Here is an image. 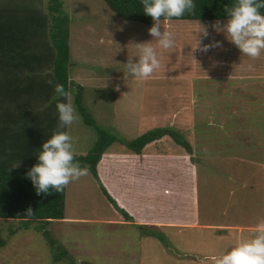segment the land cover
<instances>
[{
  "label": "rangeland",
  "instance_id": "374dc122",
  "mask_svg": "<svg viewBox=\"0 0 264 264\" xmlns=\"http://www.w3.org/2000/svg\"><path fill=\"white\" fill-rule=\"evenodd\" d=\"M61 1L70 19L73 85L68 102L75 108L74 95L80 86L85 108L110 134L130 141L151 129L169 127L192 147L189 155L165 137L136 155L114 143L102 156L101 167L115 161L110 152L123 151L126 162L135 169L139 166L144 181L151 178L150 167H160L169 184L167 193L188 189L184 178L193 171L202 221L197 219L196 226L188 229H200L202 222L218 227L200 231L201 236L184 231L166 237L152 230L157 236L149 237L135 224L138 213L129 211L137 206L136 177L131 176L129 183L115 177L118 188L133 197L132 207L126 209L132 219L127 221L113 193V198L108 195L114 203L103 194L102 188L109 190L103 169L96 176L88 170L66 185L63 222L27 225L0 219L4 241L0 264H199L203 252L217 256L235 245V234L220 245L211 229L215 234L221 228L226 235L238 232L237 243L252 238L256 226L264 222V52L257 58L242 55L225 32L215 31L216 21L162 20L161 30L174 33L175 46L162 49L154 40L160 68L145 79L130 77L125 63L137 59L133 43L150 42L148 29L154 22L146 26L122 21L103 0ZM220 22L222 27L227 20ZM200 24L207 28V38L200 33ZM198 39L201 47L213 41H220L221 47L202 52ZM68 134L74 156L85 155L97 138L79 114L68 126ZM144 156L150 160L145 165L150 171L142 166ZM43 229L49 237H44ZM54 253H62L59 262H53ZM206 264H214V259Z\"/></svg>",
  "mask_w": 264,
  "mask_h": 264
},
{
  "label": "trees",
  "instance_id": "16d2710c",
  "mask_svg": "<svg viewBox=\"0 0 264 264\" xmlns=\"http://www.w3.org/2000/svg\"><path fill=\"white\" fill-rule=\"evenodd\" d=\"M122 21L146 26L154 21L143 13L140 0H103ZM192 14L163 21H223L227 20L225 6L234 0H195ZM61 0H0V219L49 224L65 219L66 186L63 191L37 195L27 171L37 163L42 143L57 129L56 103L68 102L57 96L54 83L64 85L71 92L69 54L70 19L62 11ZM264 12V9H261ZM52 69L49 73L47 70ZM72 70V69H71ZM74 105L84 125L97 136L94 145L83 156H74L82 167L96 176L102 155L114 143L140 155L149 144L169 137L176 145L192 155V147L184 136L169 127L151 129L133 140L110 134L96 124L83 104L84 89L77 86ZM26 105V106H25ZM28 110H27V108ZM42 108V112L37 110ZM37 110L33 115L31 112ZM68 132V126L63 129ZM111 203L114 201L103 189ZM31 207L33 215L26 216ZM124 219H132L122 209ZM147 236H157L147 229ZM146 230V231H145ZM44 237H49L43 229ZM161 241V240H160ZM51 243V241H49ZM4 244L0 240V247ZM62 253H54L53 262H59Z\"/></svg>",
  "mask_w": 264,
  "mask_h": 264
},
{
  "label": "clouds",
  "instance_id": "9594fccd",
  "mask_svg": "<svg viewBox=\"0 0 264 264\" xmlns=\"http://www.w3.org/2000/svg\"><path fill=\"white\" fill-rule=\"evenodd\" d=\"M140 2L143 13L154 21L148 29L153 39L150 42L133 43L138 49V55L135 56L137 59L135 61L128 59L125 66L128 76L145 79L161 66L152 42L155 40L162 49L175 46L173 32L161 30V18L171 20L174 17H183L185 13L192 14L196 3L195 0H140ZM261 9H264V0H234L231 6L227 5L224 8L227 22L221 27V22L217 20L212 27L217 32H225L227 39L240 50L242 55L257 58L264 52V12H261ZM200 33L204 38L209 35L205 26H202ZM218 47H221L220 41H213L201 47V40L198 39L197 48L202 52L207 53L212 48ZM47 71L51 73L52 69ZM48 83L53 85L57 96L66 100L70 96L64 85L54 83L51 79ZM56 111L57 129L42 143L38 151L37 163L26 173L37 195L51 194L50 190L61 192L71 181L88 174V168L82 167L80 162L75 160L72 137L63 130L78 119L76 109L71 102L58 101ZM32 215L33 210L29 207L26 216ZM213 259L214 264H264V222L256 226L252 238L239 241Z\"/></svg>",
  "mask_w": 264,
  "mask_h": 264
},
{
  "label": "crops",
  "instance_id": "0c3cea01",
  "mask_svg": "<svg viewBox=\"0 0 264 264\" xmlns=\"http://www.w3.org/2000/svg\"><path fill=\"white\" fill-rule=\"evenodd\" d=\"M166 30V29H165ZM174 34V33H173ZM192 52V51H190ZM194 54V53H192ZM228 62V61H226ZM225 62V63H226ZM237 63V62H236ZM26 106V105H25ZM27 108V107H26ZM28 110V108H27ZM42 112V108H37ZM34 110L32 115L37 111ZM111 154L108 155L112 158L113 162H105L104 168L101 167L99 162L98 169H103L105 179L109 185L108 194L113 198V195L119 200L120 208L126 211V209L132 207L131 204L133 203V197L130 192H127L122 186L118 188L116 184L115 177L121 176L123 179H126V182L130 179L131 176H135L137 179V200L135 201L137 206L132 207L129 211L138 215H135L136 221L135 224L140 226L142 230L147 229L151 233L153 231H158L163 233L166 237H170L169 233L182 235L184 231L188 233H193L196 235L202 234V230H209V227H218L217 224L209 225L210 223H203L200 225V229L190 230L188 228H194L196 225L193 223L198 219L202 221V213L199 201V193L197 189V176L194 175L193 171L189 173V177H185L184 179L186 182L189 183L188 189L181 190H170L169 193L165 186H168L167 182H164V179L161 175L160 167H150L153 168L154 171L150 172L149 176L151 177L150 180H145L141 176L139 172V166H137V170L130 164V162H126L124 159V152H118L116 150L110 152ZM122 154V155H119ZM139 157V156H138ZM146 156L142 159V166L145 170H149V166H145L150 162V160L145 159ZM140 164V160L138 162ZM192 168L193 166L190 165ZM189 168V167H188ZM141 180V181H140ZM124 181V180H123ZM145 184V185H144ZM111 191V192H110ZM113 193V195H112ZM126 213L132 217L127 211ZM187 228V230H183L180 228ZM221 226L219 225V228ZM224 227V226H222ZM235 229H239V226H233ZM178 228V229H177ZM251 228V227H249ZM218 233H214L211 229L212 233L211 236L215 237L219 241L220 245L223 244L225 238L228 237L229 234H235V244L237 243L238 232L230 231L227 235L226 233L222 234L225 229H217ZM146 231V230H145ZM193 231V232H192ZM226 231V230H225ZM229 231V230H228ZM217 232V231H215ZM251 233V231H249ZM188 233L185 235L187 236ZM222 234V235H221ZM242 234V233H241ZM237 237V238H236ZM248 239H250L248 237ZM176 252V251H175ZM220 252V251H219ZM203 256L199 259V264H206V261H211L214 257L217 256H207V252H203ZM222 253V252H220Z\"/></svg>",
  "mask_w": 264,
  "mask_h": 264
}]
</instances>
